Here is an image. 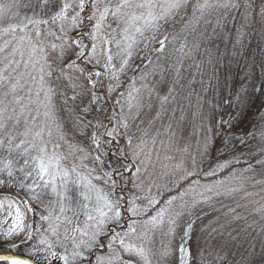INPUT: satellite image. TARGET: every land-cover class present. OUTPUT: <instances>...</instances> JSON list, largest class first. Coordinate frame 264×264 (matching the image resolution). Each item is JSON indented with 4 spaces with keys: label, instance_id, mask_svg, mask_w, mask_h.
<instances>
[{
    "label": "snow or ice",
    "instance_id": "obj_1",
    "mask_svg": "<svg viewBox=\"0 0 264 264\" xmlns=\"http://www.w3.org/2000/svg\"><path fill=\"white\" fill-rule=\"evenodd\" d=\"M21 7L31 15L22 14ZM253 13L264 19V0L259 5L255 0H24L23 4L0 0V38L9 37L0 43V189H15L0 193L4 196L0 199V247L25 246L36 257L0 255V261L167 264L175 253L173 264H206L201 247L193 252L189 246L199 219L191 208L213 196L242 191L248 181L253 186L264 184V179L255 178L257 171L264 174V147L249 153L243 161L247 167L239 174L231 170L233 163H241L239 158L218 163L208 172L189 170L183 163L174 165L172 175L181 172L172 185L178 191L163 198L145 154L149 132L138 117L151 108L153 96L160 105L153 121L170 100H176L182 61L199 46L190 48L187 34L194 33L201 21L208 23L214 15L216 28H222L221 20L229 14L233 20L237 16L250 20ZM177 24L183 25L179 32ZM137 67L139 76L121 78ZM170 72H174L173 84L166 95L159 96L156 84ZM102 76L107 83L100 94L97 84ZM155 76L160 81L151 79ZM61 85L71 90L70 95L61 91L60 96L72 125L82 133L85 128L94 129L88 134L89 148L69 142L56 118L54 98ZM78 99L83 106L75 103ZM108 101L107 124H93L86 118L97 108L103 110ZM242 103L240 96L225 97L214 108L232 104L239 109ZM238 118V112H217L214 126L205 129L200 149L206 153L209 134H223ZM230 138L225 136V143ZM238 139L246 143L243 137ZM260 139L264 141V127ZM151 142L154 147L156 141ZM65 145L66 151L62 150ZM226 169L227 175L218 178ZM201 178L217 179L201 185ZM237 180L239 187H227ZM183 181L188 185L180 189ZM190 195L191 201L186 200ZM29 214L36 219L27 221ZM185 215L188 218L181 225ZM180 227L179 242L173 248L171 240ZM157 232L168 243L162 241L154 249L152 237Z\"/></svg>",
    "mask_w": 264,
    "mask_h": 264
},
{
    "label": "trees",
    "instance_id": "obj_2",
    "mask_svg": "<svg viewBox=\"0 0 264 264\" xmlns=\"http://www.w3.org/2000/svg\"><path fill=\"white\" fill-rule=\"evenodd\" d=\"M258 20L253 22V25L248 27L249 30L242 35V24L239 23L236 27L233 18L230 19L229 17L226 30L229 32L236 29L239 34L233 41L234 46H229L232 45L229 43L227 46L226 39L217 37V35L210 40L206 39L202 43L199 42L200 44L197 43L199 46L194 48L191 54L193 62L188 63L187 57L182 61L183 67L180 68V78L175 83L176 100H170L161 111L159 119L153 121L157 111L160 110L159 100L153 96L151 107L153 109L156 107V109L150 120L143 116L146 115L149 108L142 111L143 120L138 117L141 127L147 128L151 132V135L145 137L148 142H151L152 136H155L158 140L160 138L175 139L176 146L178 144L186 146L189 152V170L194 167L197 172H208L218 163L239 158L241 163H233L231 169L239 174L247 167L243 161L249 158V153H255L264 147V141L260 139V131L264 127V122L261 121V115L264 114V19L259 18ZM256 25L258 26L256 27ZM182 27V24H177L176 31L179 32ZM208 27L209 24L207 23V30H209ZM234 35L236 36V34H231L233 38ZM190 43L192 47V42ZM203 43L205 45H202ZM208 44H212V46L206 47ZM195 49L197 54H193ZM206 50L207 54H205ZM113 53L115 54L114 48ZM101 57V63H104L105 58ZM203 64H205L204 71L200 72L199 66ZM134 74L139 76L138 67L135 72L129 71L127 76L121 78L127 81L128 77ZM173 76L174 72H170L163 81L156 84V91L159 96L167 94L168 88L173 84ZM151 79L156 81L159 78L155 76ZM100 80L101 83L97 84V88H100L99 90L103 94L107 81L104 80L103 76ZM246 88L247 95L243 93ZM257 88L260 90L256 91ZM237 96L243 99L239 109L232 104L226 105L224 109L214 108L223 98L231 97L235 100ZM197 98H199V107L197 106ZM175 103H177L176 109L179 108L180 110L177 115L178 121L176 124L173 122V127L171 125L169 127L163 119L168 114L166 113L167 110L171 109ZM224 111L238 112V122H234L233 128L224 131L223 134H209L210 144L205 153L200 149L205 129L208 125L214 126L213 117L216 116L217 112L222 114ZM110 116L111 101H108L103 110H100L98 117L95 119L90 117L89 120L93 124L96 121L107 124ZM92 130L94 129L92 128ZM249 132H254V135L249 136ZM137 135L139 136L141 133H137ZM225 136L232 138L225 143ZM238 137H243L246 143H240ZM193 157L196 160L195 165H193ZM169 160L170 158L166 159L168 167L164 169L160 178L165 180L158 187L163 198L175 195L178 191L172 185L180 174L176 172L175 177L172 175L174 165ZM228 171L226 169L225 172L220 173L218 178H224ZM244 175L251 174L244 173ZM255 178L264 179V174L257 171ZM214 179L217 178H201L200 184H210ZM240 183L237 180L227 187H239ZM187 185L188 182L183 181L180 189ZM198 190L203 191V188ZM205 195L211 194L205 193ZM185 199L191 201V195ZM191 212L194 217H199V219H196L193 225L192 239L189 243L191 248L192 243H195L193 252L196 251L197 246L201 247L206 264H264V184L253 186V182L248 181L244 184L242 191L230 196H213L207 203L197 204L191 208ZM187 218L186 215L185 220ZM182 220L181 218V225ZM181 231L182 227L177 228L176 243L173 244V248L179 242ZM162 241L164 243V237L159 238V241H154V249L160 248ZM4 250V248L0 249V251ZM231 255L236 257L235 260L229 259ZM174 258L175 253L167 264H173ZM0 264L7 263L0 262Z\"/></svg>",
    "mask_w": 264,
    "mask_h": 264
},
{
    "label": "rangeland",
    "instance_id": "obj_3",
    "mask_svg": "<svg viewBox=\"0 0 264 264\" xmlns=\"http://www.w3.org/2000/svg\"><path fill=\"white\" fill-rule=\"evenodd\" d=\"M4 2H8V0H4ZM18 2L23 4L24 0H18ZM260 2H261V0H255V4L256 5H259ZM19 11L22 14L27 12L29 15H31V12H30L29 9L21 7L19 9ZM229 17H230V19L232 18V16L229 14L226 20H221V24L223 25L222 28H216V16H214V15L210 16L208 18V20H209L208 29L209 30L206 29V24L207 23H205L204 21H201L200 24L197 26V30L194 33L187 34V41H188L189 47L191 48V46H190L191 43L190 42H192V45L193 44H197V43L200 44L199 42L202 43L204 40H206L204 38L205 35H210L209 37H211V39L213 37H216V35H217V37H223V39L224 40L226 39V41H227L226 45L228 46V43H229V44H232V45H229V46L233 47L234 46L233 45V41H234V39L237 38V36H239V34L237 33L238 30H236V29L231 30L229 32L226 30L227 29V22L229 20ZM259 18H260L259 16H257L255 13H253L250 20H244V19L240 18L239 16H237V18L235 20H233V22H235L234 25L236 24V27H238L239 23L242 24L241 33H242V35H244L245 34L244 32L249 30L248 27L249 26L251 27V25H253V22L259 21L258 20ZM114 26H115V24H113V27ZM257 26L258 25H256V27ZM214 28H216L215 34H213V29ZM231 34H236V36L234 35V38H233L232 37L233 35L231 36ZM8 38L9 37L0 38V43H2L4 39H8ZM197 39H198V41H197ZM202 45H205V44L203 43ZM207 46L210 47V46H212V44H208V45H206V47ZM207 50L205 51V54H207ZM166 51H167V49H166ZM193 54H197V50L196 49L194 50ZM187 62L188 63H192L193 62V59H191V55L189 57H187ZM203 65L199 66L200 67V69H199L200 72L204 71L205 64H203ZM158 78L160 79L159 76H158ZM158 80H156V81H158ZM203 85H205V84L203 83ZM99 89L100 88H97V92L102 94ZM245 90L246 91L243 90V93H245L247 95V92H248L247 88ZM61 91H65L69 95L71 94V90L63 88L62 85H61V88H58L57 96L54 98L55 99V103H56V111H55L56 118L60 122L62 130L66 133V138H67V140L69 142L78 144V145H80L82 147H85V148H89L91 146V140L89 139L88 134L93 132L92 127L85 128L83 130V133H82L81 131L77 130L72 125V122H71V119L69 118L68 112H67V110L65 109V107L63 106V103H62V99H61V96H60V92ZM83 100L86 102L87 101V97H84ZM72 103L73 102L69 101V105H72ZM75 103L76 104H80L81 106H83L81 104V100L80 99H78ZM176 106H177V103L173 104L171 109L167 110L166 113H168V114H166V117L163 119L164 122L169 127H170V125L173 127V122H174V124H176L177 121H178L177 115L179 114L180 110H179V108L176 109ZM152 109H153L152 107L149 108L148 111L146 112V115H143V116H145V118H149V120H150V118L152 117L156 107L153 109V111H152ZM100 110L101 109L97 108L96 110L86 114V118L87 119H89L90 117H92L93 119L97 118L98 115L100 114ZM143 116L141 115L139 117L140 120H143ZM41 119H42V117H41ZM38 123H39V121H38ZM23 126L24 125H23V122H22L21 125H20L21 130H23ZM166 128H167V126H166ZM170 129H173V128H170ZM149 134L151 135V132H149ZM152 137L156 141L155 146L153 147L152 142H148L147 146H146V149H145V154H146V157L150 158V160H151V166L149 168V172L152 174L153 179L155 180L156 186L159 187L161 182H163L165 180V179H160V178H161V174L163 173L164 169H166L168 167L167 166V162L168 161L166 162V159L170 158L169 162L172 165H176L178 163H183L188 168L189 152H188V149L186 148V146L184 144H178V146H176L175 139H173V140L172 139H166L165 140L163 138H160L158 140L157 137H155V136H152ZM53 138L54 139L57 138L55 131L53 132ZM61 143H63V142L61 141ZM62 150L66 151L67 150V145H65ZM176 172L181 175V172L179 170H177ZM1 190H4V192H0V193H5L7 191H9V192L15 191V189H11V188H9V189H0V191ZM153 192L154 193L156 192V188H153ZM21 195H23V193H21ZM0 199H4V196L3 195L0 196ZM185 217H186V215L184 217H182V219H183L182 222L185 220ZM35 219H36V217H34L32 214H29L27 216V218H26L27 221H33ZM33 227L35 228V224L33 225ZM176 232H177V230H176ZM159 238L162 239L163 237L161 236L160 232H157L155 234V236L152 237V240L153 241H156V240L159 241ZM164 239H165L164 243H168V238L164 237ZM174 243H176L175 237L172 238V240H171L172 247H173ZM189 246L191 247L190 243H189ZM40 247H43V245H40ZM1 248H3V247H0V249ZM193 248H195V243L194 242L192 243V249ZM13 251H14V253H17L19 255H21L22 253H24V254L28 253V249L25 246H21V248L14 249ZM0 252H2V251H0ZM34 258H36V257H34ZM231 258H232V261H233V260H235L236 257L231 255V257L229 259H231ZM170 259L168 260V262L171 261ZM54 263L59 264V262L53 260L52 264H54ZM39 264H44V262L40 261Z\"/></svg>",
    "mask_w": 264,
    "mask_h": 264
},
{
    "label": "flooded vegetation",
    "instance_id": "obj_4",
    "mask_svg": "<svg viewBox=\"0 0 264 264\" xmlns=\"http://www.w3.org/2000/svg\"><path fill=\"white\" fill-rule=\"evenodd\" d=\"M0 192H4V190H1ZM7 192H9V191H7ZM0 196H2V195H0ZM0 253H9V254H15V255H19V254H17V253H14V251L13 250H4V251H2V252H0ZM19 256H22V257H25V258H27V259H29V260H35L36 258H34V256H31V255H29V253H22L21 255H19ZM8 264V263H7ZM54 264H56V263H54Z\"/></svg>",
    "mask_w": 264,
    "mask_h": 264
},
{
    "label": "water",
    "instance_id": "obj_5",
    "mask_svg": "<svg viewBox=\"0 0 264 264\" xmlns=\"http://www.w3.org/2000/svg\"><path fill=\"white\" fill-rule=\"evenodd\" d=\"M0 255H11V256H16V257H22V256H19V255L9 254V253H0ZM22 258H25V257H22ZM0 262H7V261H0Z\"/></svg>",
    "mask_w": 264,
    "mask_h": 264
}]
</instances>
